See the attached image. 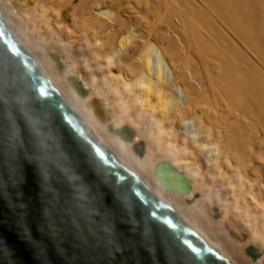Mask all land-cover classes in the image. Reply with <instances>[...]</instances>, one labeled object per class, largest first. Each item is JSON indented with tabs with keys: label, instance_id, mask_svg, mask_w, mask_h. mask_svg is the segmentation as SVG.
Listing matches in <instances>:
<instances>
[{
	"label": "bare ground",
	"instance_id": "obj_1",
	"mask_svg": "<svg viewBox=\"0 0 264 264\" xmlns=\"http://www.w3.org/2000/svg\"><path fill=\"white\" fill-rule=\"evenodd\" d=\"M0 11L55 87L134 173L234 264L264 260V0H0ZM133 30L138 40L122 49L119 36ZM62 35L80 40L83 66ZM144 48L152 49L157 57L152 61L159 63L153 67L165 74L167 86L159 89L163 102L152 95L156 105L160 100L171 106L175 87L184 95L161 116L144 107L141 114H127L128 104L141 97L136 99L129 86L139 72L137 53ZM52 50L64 55L63 71L50 60ZM74 75L89 90L88 98L69 87L66 79ZM99 95L109 98V103L99 98L113 112L108 124L86 107L88 99ZM109 125L129 127L134 138L119 141L108 132ZM139 144L145 150L142 158L130 151ZM209 150L219 152L225 165L215 163ZM159 161L187 176L189 194L160 189L153 178ZM217 205L221 219L214 220ZM244 230L249 236L241 242ZM251 243L261 246H253L262 252L261 261L246 257Z\"/></svg>",
	"mask_w": 264,
	"mask_h": 264
},
{
	"label": "water",
	"instance_id": "obj_2",
	"mask_svg": "<svg viewBox=\"0 0 264 264\" xmlns=\"http://www.w3.org/2000/svg\"><path fill=\"white\" fill-rule=\"evenodd\" d=\"M50 57L66 68L59 54ZM68 82L88 98L76 76ZM86 107L101 123L112 120L104 100L91 98ZM109 130L124 142L134 138L127 126ZM133 150L138 157L145 151L143 144ZM154 177L163 191L192 190L167 161ZM246 251L252 261L263 255ZM0 264H234L104 143L1 11Z\"/></svg>",
	"mask_w": 264,
	"mask_h": 264
},
{
	"label": "rangeland",
	"instance_id": "obj_3",
	"mask_svg": "<svg viewBox=\"0 0 264 264\" xmlns=\"http://www.w3.org/2000/svg\"><path fill=\"white\" fill-rule=\"evenodd\" d=\"M158 6V5H157ZM173 7V6H172ZM161 8H163V7H161ZM102 10H105L106 11V9H101V11ZM111 14V13H110ZM145 15H147L149 18L152 16V14H145ZM111 16V15H110ZM152 18V17H151ZM149 20V19H148ZM143 22H145L144 20H143ZM151 22H153V21H151ZM160 24H161V26H162V23L161 22H158V20L157 21H155V25L158 27V25H159V27L158 28H161V26H160ZM154 24H153V26L151 27V28H153V27H156ZM114 26V25H113ZM153 29H155V28H153ZM133 32V33H132ZM132 32H129V33H123V34H121L120 36H119V42H118V44H119V46H121V48L123 49L124 48V50H126V49H129V48H131L132 47V45H133V43L134 42H136L138 39V36H139V32L138 33H136L137 31H135V30H133ZM131 34H133V35H131ZM136 35V36H135ZM62 37H63V39H64V41L67 43L66 45L68 46L69 45V47H73L72 49H73V53H74V57H75V59L77 60V63L79 64V63H81V66H83V57H82V54H83V52H82V50H80L79 48H78V43L80 42V40L79 39H70V38H68V36L67 35H62ZM133 37H135V38H133ZM133 39V40H132ZM135 39V40H134ZM45 44H46V42H44ZM130 43V44H129ZM129 44V45H128ZM49 45V44H48ZM127 47H126V46ZM129 46V47H128ZM52 47V46H51ZM80 50V51H79ZM148 51V53H147V51ZM145 50V48H144V50L142 51V49L140 50V51H138V53H137V59H138V62H139V64H140V66H139V72H138V74L136 75L137 77H135V79H133V83L131 82L130 83V85L131 86H129L133 91H134V93H135V95H137V97H136V99H138V96H141V97H139L140 99L139 100H135L134 102H131V103H129L128 104V107H129V105H131L132 103H134V105L132 104V106H130V108H128L127 107V114H128V116H133V115H135V114H141L144 110H146V111H152V110H154V112H153V114H159L160 115V112H163L164 110V112L163 113H167V110H171L172 109V107L174 108L179 102H181V100L184 98L183 96V94H182V91H181V89H180V87H175L177 90L175 91L174 89H173V100H171L170 102H171V106H170V103L168 104L169 106H170V108H169V106H168V108H167V106L166 107H164V105H166V104H164V103H160V100H161V102H163V100H162V98L160 97V95H159V92H160V90H162L165 86H167V84L165 85V84H163V83H165V81L166 80H164L165 79V74H164V71L162 72V70H160L159 69V71L161 72V73H159L158 72V68H160V66L157 68V70H156V68H154L153 66H158L159 65V63L158 64H155L156 62H153L152 60L154 59V61H156L157 60V57H156V54H154V52L153 51H151L152 49H146ZM52 51H54L55 53H57V54H59V56L64 60L65 58H64V55L61 53V52H57V51H55V50H52ZM79 51V52H78ZM141 52V53H140ZM142 52H144V54L142 53ZM139 54H141V55H139ZM153 55V57H152V55ZM76 55V56H75ZM140 57H139V56ZM144 55V56H143ZM147 56H151L150 58L149 57H147ZM78 57V58H77ZM50 58V57H49ZM80 59V60H79ZM150 61H148V60ZM50 60H51V58H50ZM52 61V60H51ZM146 61V62H145ZM148 62V63H147ZM152 62V65H150V63ZM142 63V64H141ZM54 64V63H53ZM148 64V65H147ZM54 66H55V64H54ZM142 66V67H141ZM150 66V67H149ZM151 66H152V68H151ZM153 68H154V71H153ZM152 69V70H151ZM142 72H141V71ZM63 71V70H62ZM142 74H141V73ZM163 74V75H162ZM160 75H161V78H160ZM75 76V75H74ZM161 79V80H160ZM137 80V81H136ZM131 81V80H130ZM129 81V82H130ZM66 82L68 83V85H69V87L71 88V86H70V84H69V82H68V78L66 79ZM129 82H128V84H129ZM136 82V83H135ZM159 82V83H158ZM154 83V85H152ZM167 83V82H166ZM158 84V85H157ZM156 85V86H155ZM160 85V86H159ZM165 85V86H164ZM132 86H134V87H132ZM153 86V88L155 89H153V88H151ZM162 86H164V87H162ZM150 89L154 92L153 94L151 93V95L150 96H148L150 93H149V91H150ZM160 89V90H159ZM73 90V89H72ZM157 90V91H156ZM140 91H141V95L139 94L140 93ZM151 91V92H152ZM179 91V92H178ZM139 92V93H138ZM143 94V95H142ZM157 95V96H159V97H157L158 99L160 98V100H159V103H157V104H159V105H156V101L155 100H157V102H158V99H155L156 98V96H155V98H153L154 96H152V95ZM174 94H176V95H174ZM142 96H144L145 98L143 99L142 98ZM79 97V96H78ZM94 97H97V98H102V99H104V100H107V102H108V97L106 96H102V95H99V96H94ZM148 97H152L150 100L151 101H155V106H154V102H150V101H148L147 99H149ZM142 98V99H141ZM154 99V100H153ZM176 99V100H175ZM89 100V99H88ZM141 100V101H140ZM142 100H143V103H142ZM139 101V102H138ZM179 101V102H178ZM144 102H145V104H147V105H144ZM148 102H150L151 103V106H150V103H148ZM175 102V103H174ZM183 102V101H182ZM109 103V102H108ZM149 105V106H148ZM173 105V106H172ZM127 106V105H126ZM155 107L154 109L152 108L151 109V107ZM157 106H158V109H156L157 108ZM144 107V109H142ZM165 109H164V108ZM146 108V109H145ZM143 110L142 112L140 111V110ZM167 109V110H166ZM91 110V109H90ZM163 110V111H162ZM169 110V111H170ZM141 112V113H140ZM163 113H161V115H163ZM159 115H157V116H159ZM160 115V116H161ZM97 120V119H96ZM99 121V120H98ZM192 123V122H191ZM188 125H189V127H190V130L192 131V133L194 134V132H193V129H194V125H192V124H190V123H188ZM193 126V127H192ZM119 128V127H118ZM193 128V129H192ZM114 129H117V128H114ZM195 130V129H194ZM108 132L113 136V137H115V138H117L119 141H121L122 142V140L118 137V136H116V135H114V133L112 132V131H109V128H108ZM130 151L132 152V154H134V155H136L135 153H134V151H133V147L131 146L130 147ZM210 151V150H209ZM215 152H217V151H215ZM212 153V154H211ZM220 153L218 152L217 154H214V151L212 152V151H210V153H208V156H212L213 157V161H214V159L217 161V160H219L218 162H216V161H214L215 163H217L218 165H220V166H223V165H225V162H224V158L222 157V155H219ZM214 155V156H213ZM136 157H138L137 155H136ZM215 157V158H214ZM138 158H140V157H138ZM142 158V157H141ZM218 158V159H217ZM212 159V158H211ZM223 159V160H222ZM223 161V162H222ZM153 178H154V171H153ZM154 180H156L155 178H154ZM157 182H159L158 180H156ZM159 185H160V183H159ZM160 189H161V187H160ZM171 194H173V195H175V196H178V194H176L175 192H170ZM183 196V195H182ZM197 198H200V195H197ZM219 205H217V206H215V207H213V210H212V215H213V219L214 220H219V219H221L220 217H221V212H220V208L218 207ZM219 209V210H218ZM218 212V213H217ZM218 214V217H216V215ZM246 234V231L244 230L243 231V233H242V237H241V242H246L248 239V237L247 236H249V235H247ZM247 239V240H246ZM255 246L256 248H260L261 249V246L260 245H258V244H256V243H251V244H249L248 246ZM247 246V247H248ZM246 247V248H247ZM246 248H245V251H244V253H245V255H246V257L251 261V262H253L252 260H251V258L247 255V251H246ZM258 261H261V260H258ZM257 261V262H258ZM256 262V263H257ZM254 263V262H253ZM262 263V262H261ZM260 263V264H261Z\"/></svg>",
	"mask_w": 264,
	"mask_h": 264
}]
</instances>
